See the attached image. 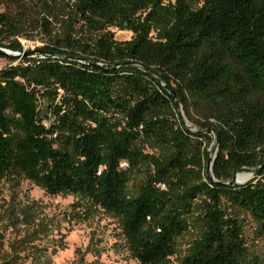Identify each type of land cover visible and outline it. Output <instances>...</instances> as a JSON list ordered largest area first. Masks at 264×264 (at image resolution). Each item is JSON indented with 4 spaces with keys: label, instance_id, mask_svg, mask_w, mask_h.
Returning <instances> with one entry per match:
<instances>
[{
    "label": "trees",
    "instance_id": "trees-1",
    "mask_svg": "<svg viewBox=\"0 0 264 264\" xmlns=\"http://www.w3.org/2000/svg\"><path fill=\"white\" fill-rule=\"evenodd\" d=\"M36 1L39 25L63 33L41 56L0 55L18 59L0 68V180L26 178L118 217L139 264H171L195 210L201 234L176 264H264L239 217L264 232V0ZM18 34L1 12L0 46L24 52L9 39ZM243 169L253 177L228 183ZM44 254L5 249L0 232V264Z\"/></svg>",
    "mask_w": 264,
    "mask_h": 264
},
{
    "label": "rangeland",
    "instance_id": "rangeland-1",
    "mask_svg": "<svg viewBox=\"0 0 264 264\" xmlns=\"http://www.w3.org/2000/svg\"><path fill=\"white\" fill-rule=\"evenodd\" d=\"M0 1V13L4 12L14 19L19 33L9 39H17L23 51L30 52L26 56H41L42 47L53 45L62 36L63 29L61 30L54 20H50L48 28L39 25L41 11L38 1ZM105 31L118 41L129 39L131 34L130 31L119 30L116 27H108ZM18 59L11 61L0 56V68L15 64ZM205 110L206 108L189 111L195 119ZM178 111L184 125L195 131L194 120L186 118L185 108L181 104H178ZM213 144L211 142L207 146L211 156ZM145 151L157 154L162 153L163 149L146 147ZM143 171V167L134 171L129 184L131 189H136L144 175ZM239 172L249 174L245 182L253 177L251 169ZM21 209L28 214L26 219ZM196 213V210L192 212L188 217V229L176 238V252L169 258L171 264H176L201 234V224L195 219ZM239 217L242 218L251 259L255 256L264 261V232L260 233L257 230L256 223L246 213L241 212ZM0 232L5 249L10 250L11 245H18L19 249L25 251L33 245L39 247L45 256L38 264H139L127 248L118 217L80 195L49 194L41 186L26 178L19 181L0 180ZM30 261L29 257L25 264Z\"/></svg>",
    "mask_w": 264,
    "mask_h": 264
},
{
    "label": "water",
    "instance_id": "water-1",
    "mask_svg": "<svg viewBox=\"0 0 264 264\" xmlns=\"http://www.w3.org/2000/svg\"><path fill=\"white\" fill-rule=\"evenodd\" d=\"M29 53L30 52H15V51L9 50L7 48L0 47V55H4V56H13V57L19 58L20 56H26ZM171 94H172V96H174L173 91H171ZM213 156H212V159H213ZM211 164H212L211 156H209L208 161H207V169H209L211 167ZM263 167H264V163L260 166V168H263ZM238 173H240V172H236L228 183H243V182H245V181H239L236 178Z\"/></svg>",
    "mask_w": 264,
    "mask_h": 264
},
{
    "label": "bare ground",
    "instance_id": "bare-ground-1",
    "mask_svg": "<svg viewBox=\"0 0 264 264\" xmlns=\"http://www.w3.org/2000/svg\"><path fill=\"white\" fill-rule=\"evenodd\" d=\"M249 177V174L248 173H238L236 178L239 180V181H245L247 178Z\"/></svg>",
    "mask_w": 264,
    "mask_h": 264
},
{
    "label": "built area",
    "instance_id": "built-area-1",
    "mask_svg": "<svg viewBox=\"0 0 264 264\" xmlns=\"http://www.w3.org/2000/svg\"><path fill=\"white\" fill-rule=\"evenodd\" d=\"M165 1H167V0H165ZM120 165H121V166H124V162H123V163H121Z\"/></svg>",
    "mask_w": 264,
    "mask_h": 264
}]
</instances>
